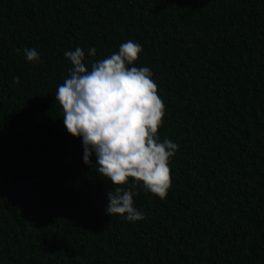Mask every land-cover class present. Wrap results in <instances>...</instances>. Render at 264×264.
Wrapping results in <instances>:
<instances>
[{
  "label": "trees",
  "instance_id": "1",
  "mask_svg": "<svg viewBox=\"0 0 264 264\" xmlns=\"http://www.w3.org/2000/svg\"><path fill=\"white\" fill-rule=\"evenodd\" d=\"M127 40L178 144L136 222L105 212L54 97L65 50L90 66ZM0 264H264V0H0Z\"/></svg>",
  "mask_w": 264,
  "mask_h": 264
},
{
  "label": "clouds",
  "instance_id": "2",
  "mask_svg": "<svg viewBox=\"0 0 264 264\" xmlns=\"http://www.w3.org/2000/svg\"><path fill=\"white\" fill-rule=\"evenodd\" d=\"M23 52L28 62L40 59L35 48ZM141 52L138 42L127 40L118 51L89 66L80 46L65 50L72 67L54 95L67 133L81 140L83 163L96 165L99 176L112 184L105 212L128 222L145 219L134 206L137 187L166 197L171 185L169 162L178 149L177 143L157 135L165 105L151 70L134 65ZM95 53V48L88 49L89 57ZM14 80L19 82V77Z\"/></svg>",
  "mask_w": 264,
  "mask_h": 264
}]
</instances>
